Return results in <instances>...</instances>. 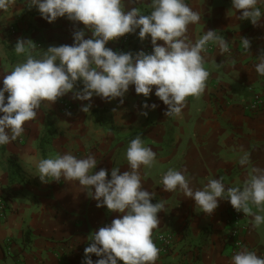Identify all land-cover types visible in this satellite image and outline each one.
I'll return each mask as SVG.
<instances>
[{
	"label": "crops",
	"instance_id": "0c3cea01",
	"mask_svg": "<svg viewBox=\"0 0 264 264\" xmlns=\"http://www.w3.org/2000/svg\"><path fill=\"white\" fill-rule=\"evenodd\" d=\"M186 3L201 16L199 23L189 26L190 39L195 41L204 32L215 30L233 52L220 55L218 46L211 43L216 49L204 54V67L210 73L205 91L187 98L180 117L164 115L167 106L155 96V86L149 98L136 94L130 86L123 104L120 98L107 102L96 96L79 101L68 93L50 109L42 106L37 119L26 122L21 137L0 147V198L8 204L7 217L0 221V264H82L91 234L121 214L98 208L77 182L42 183L35 176L32 160L66 151L78 158L94 154L99 162L95 171L108 170L110 179L113 167H120L121 173L128 170L126 149L138 134L156 153L155 165L141 169L143 186L156 193L153 203L166 200L165 211L158 213L160 224L152 234L159 248L156 264H230L235 254L227 241L231 204L221 200L206 215L183 193L163 191L160 181L174 168L191 178L194 189H202L215 178H223L226 186L242 187L252 166L264 168V110L250 109L255 92L264 90V77L255 72L256 57L264 52V18L257 25L237 19L241 13L232 10L231 0ZM149 4L150 0H138L126 8L138 7L148 14ZM258 7L264 12V4ZM84 27L64 17L48 23L35 8L28 10L24 0H16L11 9L0 12V74L25 59L13 50L18 38L32 40L37 45L33 55L39 58L49 46L71 45L73 32ZM138 31L124 35L129 36L127 44L122 36L106 46L117 52H152L150 37L141 42ZM90 36L89 32L85 39ZM242 39L250 41L249 53L238 50ZM62 102H70L76 111L63 113ZM145 102L158 107L143 109ZM89 103L90 112H82V105ZM142 111L148 115H140ZM242 152L249 154L250 166L238 163ZM244 221L248 226L245 246L264 257V225L254 227L246 214ZM161 235L173 238L165 254L158 243ZM92 259L99 258L93 254Z\"/></svg>",
	"mask_w": 264,
	"mask_h": 264
},
{
	"label": "clouds",
	"instance_id": "9594fccd",
	"mask_svg": "<svg viewBox=\"0 0 264 264\" xmlns=\"http://www.w3.org/2000/svg\"><path fill=\"white\" fill-rule=\"evenodd\" d=\"M136 2L24 0L28 10L35 8L48 23L64 17L85 27L73 32L71 45L49 46L39 58L33 55L37 45L32 40L17 39L13 50L25 59L0 74V147L21 137L26 122L36 120L42 106L50 109L68 93L74 100L91 101L96 96L107 102L120 98L123 104L130 86L145 98L150 97L155 86V96L167 106L164 115L174 119L181 116L189 96L204 93L210 73L204 67L203 53L210 43L218 46L220 55L228 53L229 42L215 30L204 32L195 41L190 39L189 26L199 23L201 16L186 0H150L148 14L138 7L126 8V4ZM15 3L16 0H0V12H7ZM259 4L264 0H231L232 10L241 13L237 19L253 25L264 18ZM137 30L141 42L150 37L151 53L117 52L106 46ZM89 32L90 38L85 39ZM242 40L247 50L250 41ZM256 58L259 62L255 72L264 77V52ZM157 107L155 103L142 105L143 109ZM90 109L89 103L80 110L89 113ZM139 114L146 117L148 111ZM125 158L128 170L121 173L120 167H113L110 179L108 170L95 171L99 162L94 154L78 158L66 151L32 160L35 176L42 183L77 182L81 192L95 200L98 208L121 214L91 234L82 264H156L159 258L152 234L160 224L158 213L165 211L166 200L152 202L156 193L144 188L141 174L142 167L150 169L155 165L156 153L138 134L129 142ZM238 163L250 166L249 154L242 152ZM160 183L163 191H179L192 199L198 212L211 215L219 202L226 200L237 212L251 216L254 227L264 225V168L252 166L242 187H229L223 178H215L202 189H194L191 178L174 168L167 170ZM93 254L99 259L93 261ZM230 264H264V257L242 246L231 256Z\"/></svg>",
	"mask_w": 264,
	"mask_h": 264
},
{
	"label": "built area",
	"instance_id": "2783aa9c",
	"mask_svg": "<svg viewBox=\"0 0 264 264\" xmlns=\"http://www.w3.org/2000/svg\"><path fill=\"white\" fill-rule=\"evenodd\" d=\"M129 41V36H124V44H127ZM215 46L213 44H209L207 46V51L204 54L211 53L215 51ZM238 50H241L244 53L250 52V47L246 50L244 47L243 42H241L238 46ZM122 52V50H119ZM233 52V49L230 47V51L226 54H231ZM146 53H151V50L148 49ZM62 112L65 114H72L76 111V108L73 104L70 102H62L61 104ZM250 109L255 111H263L264 110V90L256 91L253 98V103L250 106ZM8 213V204L5 199L0 198V221H4L7 217ZM229 230H228V237L227 241L230 245L233 253L241 250L242 246H245V233L248 229V226L245 224L244 221V213L243 212H237L233 207H231L229 211ZM172 236L170 235H161L158 237V243L161 250V253H168L171 248V241ZM120 264H123L121 261Z\"/></svg>",
	"mask_w": 264,
	"mask_h": 264
},
{
	"label": "trees",
	"instance_id": "16d2710c",
	"mask_svg": "<svg viewBox=\"0 0 264 264\" xmlns=\"http://www.w3.org/2000/svg\"><path fill=\"white\" fill-rule=\"evenodd\" d=\"M29 240H30V237H29V232H28V233H26V245L29 242Z\"/></svg>",
	"mask_w": 264,
	"mask_h": 264
},
{
	"label": "rangeland",
	"instance_id": "374dc122",
	"mask_svg": "<svg viewBox=\"0 0 264 264\" xmlns=\"http://www.w3.org/2000/svg\"><path fill=\"white\" fill-rule=\"evenodd\" d=\"M258 91H260V90H258Z\"/></svg>",
	"mask_w": 264,
	"mask_h": 264
}]
</instances>
